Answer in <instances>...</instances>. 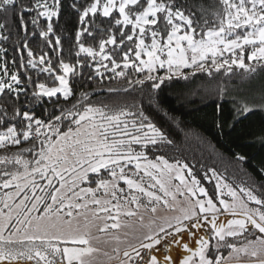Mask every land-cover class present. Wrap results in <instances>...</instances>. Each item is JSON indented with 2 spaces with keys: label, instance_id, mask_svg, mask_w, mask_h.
Returning <instances> with one entry per match:
<instances>
[{
  "label": "snow or ice",
  "instance_id": "1",
  "mask_svg": "<svg viewBox=\"0 0 264 264\" xmlns=\"http://www.w3.org/2000/svg\"><path fill=\"white\" fill-rule=\"evenodd\" d=\"M72 7L80 24L74 63L63 58L54 28L61 0H0V40L9 39L11 15L24 33L21 53H27V59L21 54L19 61L12 60L15 71L7 60L0 63V95L19 101L31 91L36 101L67 100L73 94L69 76L84 67H93L101 78L111 73L110 80L125 79L129 86L151 82L157 89L173 76L211 77L234 67L254 72L246 61H264V0H218L217 23L206 30H198L194 13L186 15L175 0H74ZM97 17L106 18L109 27ZM29 23L39 29L32 37L48 49L39 56L29 47ZM88 38L94 43H86ZM50 52L61 53L55 64ZM41 74L52 83L42 82ZM81 96L87 100L88 94ZM78 104L48 120L18 103L11 105L9 118L8 108L0 105V165H5L0 177H6L0 189H14L0 195V264H97L101 249L93 244L99 239L93 228L115 230L112 239L118 244L122 230L136 241L123 251L114 248L115 255L104 252L109 264H177L169 254H156L158 246L170 253L173 244L187 253L179 264H264V194L245 187L237 191L218 180L216 195H210L187 164L169 163L163 156L149 159L134 147L172 143L143 110ZM249 111L246 103L237 108L241 115ZM24 153L33 158L25 159ZM7 165L19 167L11 171ZM209 171L217 177L215 169ZM37 176L46 183H38ZM222 189L231 200L222 198ZM224 214L238 218L219 222ZM205 227L209 235L197 236L198 247L183 242L185 235L196 236L191 229ZM221 249L228 250L227 256Z\"/></svg>",
  "mask_w": 264,
  "mask_h": 264
},
{
  "label": "trees",
  "instance_id": "2",
  "mask_svg": "<svg viewBox=\"0 0 264 264\" xmlns=\"http://www.w3.org/2000/svg\"><path fill=\"white\" fill-rule=\"evenodd\" d=\"M22 2L28 3V0ZM49 2L51 3V0ZM84 2L85 0H79V3ZM73 3L74 0H61L60 15L58 19L54 18V28L62 40L63 58L74 63L77 50L75 34L80 24L78 15L72 7ZM175 4L184 10L186 15L194 13L192 18L198 30H206L217 23L213 12L217 8L218 0H175ZM26 19L30 20V17ZM101 21H104L102 27H109L106 18L97 17V23ZM8 24L10 35L8 31L4 34L9 35V39L0 40V48L6 49V53L0 52V63L7 60L9 68L15 71L12 60L15 58L19 61L21 54L27 59V53L26 51L21 53L24 33L18 31L19 20L14 21L10 15ZM41 24L43 25V21ZM28 30L29 47L37 56L41 49L48 51L38 36L33 38L31 35L33 31L39 29H33L29 23ZM99 39L100 36L97 35L95 43H98ZM85 42L94 43L91 38ZM111 47L108 46L109 49ZM59 54L61 53H49L54 64ZM87 63L93 64V61L88 60ZM246 63L251 64L256 70L245 72L234 67L233 71L227 74L223 70L220 73L214 72L211 77L206 73H197L189 76L187 80L173 76L170 80L166 79L157 89L151 87V82L144 86H129L125 79L110 80L108 77L112 75L111 73H105L101 78L95 76L93 67H84L78 70L75 77L69 76L73 94L67 100L60 96L59 99L44 98L43 102H40L34 100L29 91L27 96L21 95L19 101H14L11 96L0 95V105L8 108L9 118L12 116L11 105L18 103L22 109L33 112L37 118L43 120L60 115L62 108L71 109L78 101H80L78 108L91 104L96 107L104 105L110 108L124 107L133 112L143 110L152 123L172 141L171 144L166 142L149 144L146 149L134 146L137 150L146 151L149 159L163 156L169 163L179 161L181 165L187 164L210 195H216V184L219 180L221 184L226 183L237 191L239 187H245L259 196L264 194V61ZM158 74L163 75L164 70H160ZM32 75L33 79H36L37 73L33 72ZM90 76L93 78L89 79ZM39 78L42 82L52 83L46 79V74H41ZM109 88L117 91L110 92ZM82 93L88 94L87 100L82 99ZM242 103L248 104L251 111L243 115L238 114L237 108ZM64 124L67 125L68 121L65 120ZM3 130V126H0V131ZM11 151H16V148H12ZM3 154V150H0V155ZM238 156L244 159L239 160ZM24 158L31 160L33 156L31 153H24ZM17 167L19 166L7 165L11 171H15ZM3 168L5 165H0V169ZM209 169H215L217 177H213ZM5 178L0 177V181ZM36 179L38 183H46L40 180L39 176ZM13 190L0 189V195L4 191ZM222 191L223 198L231 199L227 195V189ZM221 252L226 255L228 250L221 249Z\"/></svg>",
  "mask_w": 264,
  "mask_h": 264
},
{
  "label": "rangeland",
  "instance_id": "3",
  "mask_svg": "<svg viewBox=\"0 0 264 264\" xmlns=\"http://www.w3.org/2000/svg\"><path fill=\"white\" fill-rule=\"evenodd\" d=\"M146 42H149L150 43V41H146ZM121 184H123V182H121ZM224 199L231 200V199L225 198V197H224ZM234 218H238V217H233L230 214H224V215L220 216L219 222L226 223L227 220L234 219ZM146 219H147V217H146ZM95 223L98 226H102L103 221H96ZM109 223H111V222L109 221ZM114 231L115 230H113V232ZM124 231H127V230H122V231H120L118 233L121 236V242L118 244L115 240L112 239L113 232L100 233V232L97 231V228H93L92 229L93 236L99 237L98 240H94L93 241V244L101 249V252L99 254H97V264H109L108 258L103 255L104 252H108L111 255H115V253L113 252V249L114 248L119 247L121 249V251H123V249L128 246V243H136V241L131 236L125 238L124 237ZM169 231H172V230L169 229ZM190 231L192 233H196V236H193V235H185L183 237V242H188L190 244V246L192 248H194V249L196 247H198V245L195 242L197 236H205V237H207L209 235V232H208V228L207 227H205L203 229H191ZM213 250L215 251V249H213ZM156 254L158 256H160L162 254H169V255L175 257L177 264H179V261L182 260L183 257H184V255H186L187 253L184 252V249L182 248V245L173 244L171 246L170 253H163V248L161 247V248H158V250L156 251ZM224 256H227V254L224 255ZM241 259H242V261H246L249 258L246 257V256H242Z\"/></svg>",
  "mask_w": 264,
  "mask_h": 264
},
{
  "label": "flooded vegetation",
  "instance_id": "4",
  "mask_svg": "<svg viewBox=\"0 0 264 264\" xmlns=\"http://www.w3.org/2000/svg\"><path fill=\"white\" fill-rule=\"evenodd\" d=\"M160 246H158V248H159Z\"/></svg>",
  "mask_w": 264,
  "mask_h": 264
},
{
  "label": "built area",
  "instance_id": "5",
  "mask_svg": "<svg viewBox=\"0 0 264 264\" xmlns=\"http://www.w3.org/2000/svg\"><path fill=\"white\" fill-rule=\"evenodd\" d=\"M227 55V54H226Z\"/></svg>",
  "mask_w": 264,
  "mask_h": 264
},
{
  "label": "water",
  "instance_id": "6",
  "mask_svg": "<svg viewBox=\"0 0 264 264\" xmlns=\"http://www.w3.org/2000/svg\"><path fill=\"white\" fill-rule=\"evenodd\" d=\"M134 255V254H133Z\"/></svg>",
  "mask_w": 264,
  "mask_h": 264
}]
</instances>
